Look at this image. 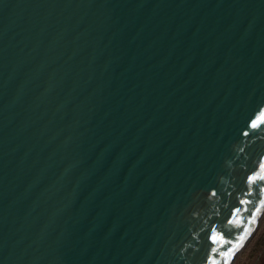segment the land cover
<instances>
[{
	"label": "water",
	"instance_id": "water-1",
	"mask_svg": "<svg viewBox=\"0 0 264 264\" xmlns=\"http://www.w3.org/2000/svg\"><path fill=\"white\" fill-rule=\"evenodd\" d=\"M264 219V0H0V264H237Z\"/></svg>",
	"mask_w": 264,
	"mask_h": 264
},
{
	"label": "rangeland",
	"instance_id": "rangeland-1",
	"mask_svg": "<svg viewBox=\"0 0 264 264\" xmlns=\"http://www.w3.org/2000/svg\"><path fill=\"white\" fill-rule=\"evenodd\" d=\"M237 264H264V219Z\"/></svg>",
	"mask_w": 264,
	"mask_h": 264
}]
</instances>
